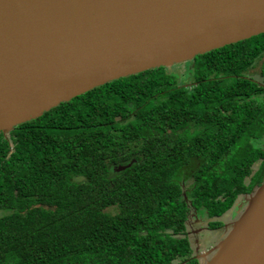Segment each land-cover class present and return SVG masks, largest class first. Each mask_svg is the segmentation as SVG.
<instances>
[{"label": "trees", "instance_id": "obj_1", "mask_svg": "<svg viewBox=\"0 0 264 264\" xmlns=\"http://www.w3.org/2000/svg\"><path fill=\"white\" fill-rule=\"evenodd\" d=\"M187 65L0 134V264L204 263L192 223L224 229L264 181V34Z\"/></svg>", "mask_w": 264, "mask_h": 264}, {"label": "water", "instance_id": "obj_2", "mask_svg": "<svg viewBox=\"0 0 264 264\" xmlns=\"http://www.w3.org/2000/svg\"><path fill=\"white\" fill-rule=\"evenodd\" d=\"M264 34V0H0V134ZM203 264H264V181ZM227 225L224 227L226 229Z\"/></svg>", "mask_w": 264, "mask_h": 264}, {"label": "rangeland", "instance_id": "obj_3", "mask_svg": "<svg viewBox=\"0 0 264 264\" xmlns=\"http://www.w3.org/2000/svg\"><path fill=\"white\" fill-rule=\"evenodd\" d=\"M189 63V62H188ZM188 63H183L179 65H175L173 67H170L175 74L178 75L180 82L183 84H188L190 82V77H189V66L187 65ZM249 76L254 79L257 82H262V79L259 76V69L256 68L252 70L249 73ZM257 168V164L254 165L253 170L255 171ZM188 180L183 179V183H186ZM247 204V199L242 200L236 205V213H240V211L245 207ZM208 220L202 217H198L195 222L192 223V234L195 236L196 244H197V251L199 253L205 254L207 253L208 255L206 258L208 259L210 254L209 252L211 249L216 245V243L221 240L227 233L228 229L230 228V224L227 225L226 229H220L216 231H210L207 227Z\"/></svg>", "mask_w": 264, "mask_h": 264}, {"label": "flooded vegetation", "instance_id": "obj_4", "mask_svg": "<svg viewBox=\"0 0 264 264\" xmlns=\"http://www.w3.org/2000/svg\"><path fill=\"white\" fill-rule=\"evenodd\" d=\"M260 85H262V84H260ZM264 86V85H263ZM222 230V229H221ZM218 231V230H217Z\"/></svg>", "mask_w": 264, "mask_h": 264}]
</instances>
